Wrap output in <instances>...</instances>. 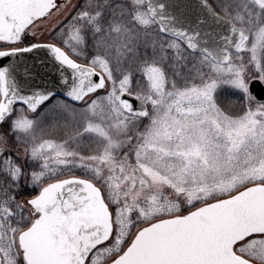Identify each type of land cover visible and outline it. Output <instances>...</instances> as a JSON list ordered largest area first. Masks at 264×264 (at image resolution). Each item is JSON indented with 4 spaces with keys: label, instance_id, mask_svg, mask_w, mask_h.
I'll return each instance as SVG.
<instances>
[{
    "label": "snow or ice",
    "instance_id": "obj_1",
    "mask_svg": "<svg viewBox=\"0 0 264 264\" xmlns=\"http://www.w3.org/2000/svg\"><path fill=\"white\" fill-rule=\"evenodd\" d=\"M0 264H264V0H0Z\"/></svg>",
    "mask_w": 264,
    "mask_h": 264
}]
</instances>
